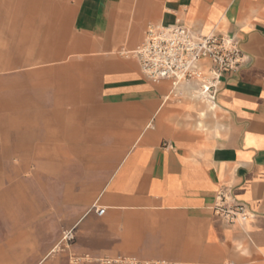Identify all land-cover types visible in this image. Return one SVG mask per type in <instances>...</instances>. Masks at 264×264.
Wrapping results in <instances>:
<instances>
[{
	"label": "crops",
	"instance_id": "0c3cea01",
	"mask_svg": "<svg viewBox=\"0 0 264 264\" xmlns=\"http://www.w3.org/2000/svg\"><path fill=\"white\" fill-rule=\"evenodd\" d=\"M12 1L23 2L3 0ZM65 16L53 31L62 45L46 55L52 76L31 86L48 93L25 92L15 112L39 120L27 106L47 105L54 153L75 145L112 155L94 203L62 177L45 191L43 206L64 212L73 231L70 253L126 264H264V0H69ZM177 22L234 37L249 59L222 77L212 103L196 81L168 97L170 82H150L132 54L149 26ZM5 64L14 65L1 43ZM225 187L246 204V221L227 225L213 212Z\"/></svg>",
	"mask_w": 264,
	"mask_h": 264
},
{
	"label": "rangeland",
	"instance_id": "374dc122",
	"mask_svg": "<svg viewBox=\"0 0 264 264\" xmlns=\"http://www.w3.org/2000/svg\"><path fill=\"white\" fill-rule=\"evenodd\" d=\"M67 4L69 0H23L17 5L0 0V45L14 64L0 66V264H97L71 258L63 240L69 230L64 212H48L44 194L62 177L94 203L111 171L112 155L77 152L86 148L75 145L69 148L73 152L54 153L58 148L43 120L47 105L27 106L28 118L39 120L22 121L25 116L15 112L16 104L22 110L25 92L48 93L46 86H31L52 76L47 70L56 64L46 55L62 45L53 31L65 25ZM32 110L40 114L32 117Z\"/></svg>",
	"mask_w": 264,
	"mask_h": 264
},
{
	"label": "built area",
	"instance_id": "2783aa9c",
	"mask_svg": "<svg viewBox=\"0 0 264 264\" xmlns=\"http://www.w3.org/2000/svg\"><path fill=\"white\" fill-rule=\"evenodd\" d=\"M139 67L150 82L156 84L167 80L171 84L168 97L178 96L177 88L190 81L198 83L197 95L214 102L222 77L227 73H238L248 64V57L241 42L234 37L209 34L197 35L183 24L172 26H149L144 41L133 52ZM208 67L206 68V66ZM101 216L103 208L93 205ZM225 224L246 221L250 215L245 203L237 201L232 189L225 187L216 196L213 208ZM74 239L73 231L64 232L63 240L69 245ZM70 253V252H69ZM79 262H90L71 254ZM97 264H126L122 260L101 258Z\"/></svg>",
	"mask_w": 264,
	"mask_h": 264
}]
</instances>
